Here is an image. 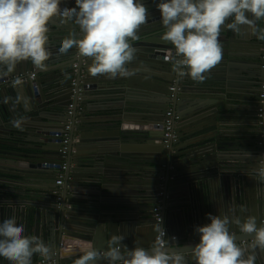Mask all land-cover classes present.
Instances as JSON below:
<instances>
[{
    "label": "water",
    "instance_id": "obj_1",
    "mask_svg": "<svg viewBox=\"0 0 264 264\" xmlns=\"http://www.w3.org/2000/svg\"><path fill=\"white\" fill-rule=\"evenodd\" d=\"M143 2L148 9L149 19L138 29L139 38L131 42L137 52L134 60L126 65L133 75L106 79L100 74L92 76L88 71L91 58L78 57L75 47L67 53H59L56 50L58 43L70 32H74L75 38H79V27L71 22L61 24L59 17H54L49 25L47 47L51 55L45 62L46 67L37 68L28 60L19 62L13 70L19 71V75L28 71H38L36 72L38 78L34 82L38 87L27 81L19 84V91L15 92L24 93L26 100L28 98L34 107L42 110L37 115L45 117L42 120L45 124L41 127L45 139L41 141L43 145L28 147L26 152L14 151L11 148L6 150L0 146V153L8 155H3L5 160H0V164L11 169L22 168L19 170L24 172L22 176L10 170L9 177L32 179L34 173L40 175L45 185L24 186L20 197L24 203H20L19 206L14 192L10 190L3 193L4 190L0 186V221L15 215L17 220L24 224L25 235L38 236L51 247L52 255L49 258L34 255L33 261L52 260L53 264H76L74 260L79 257L75 258L74 254L66 252L64 249L67 248L63 247L65 241L67 243L73 240L91 241V248H94L99 256L101 253L104 255L108 250V242L116 234L124 235L122 244L132 248L135 246V238L131 232L134 233L136 223L144 230L140 242L142 246L148 247L155 239L154 229L163 226L167 229L166 239L169 240L171 247L190 248L199 241L195 227L209 222L208 213L230 216L235 214L241 221L248 216H255L258 226L264 222V176L258 174L264 168V115L259 116L260 85L264 82L262 68L264 39L260 38L264 33V18L255 21L254 31L246 25L241 27L240 33L223 26L221 29L219 39L223 45V54L221 61L214 67L221 66L229 56L239 55L234 53L229 45L234 35H241L245 42L257 47V51L255 49L252 54L245 56L248 81L246 85L254 89V92L245 97L244 104L253 106L251 112L253 136L231 137L223 132L220 125L229 118L226 116L230 108L229 101L236 99L235 96L239 97L233 92V84L221 75L210 78L206 74V79L202 82L194 81L188 75H179L181 56L177 54L170 41L163 39L166 28L160 23L158 0ZM61 5L72 7L75 0H61ZM229 21L232 22L231 19ZM76 62L79 63L77 71L73 68ZM52 65L56 68L48 70L53 67ZM1 71L8 73L5 67L0 66V77L3 76ZM53 71L59 72V90L52 99H47L40 77ZM84 71L87 73L86 78L81 77ZM89 77L92 83L87 88ZM75 78L76 85L73 84ZM102 81H113L125 86L126 93L121 95L120 105L127 112L115 125L119 129L115 130L114 136L101 138L98 135L80 132L76 138V129L80 128L77 122H83L79 119V107L86 103L85 100L91 99ZM172 86L176 87L174 91L171 90ZM79 88L83 89V97L81 102L75 103L71 143L65 157L61 152V144L54 135L63 130L68 123L69 104L72 102L74 89ZM133 88L138 92L131 91ZM202 91L208 92V95ZM186 106L189 107V111L186 110ZM170 107H174L180 121L177 124L179 140L168 147L164 142L161 124L165 112ZM20 110L16 107L14 110L7 109L0 92V125L7 115L17 113L25 118V112L22 114ZM194 113L202 120L205 116L208 117V123L194 124L188 118ZM139 141L148 145L140 162H146L149 169L145 175L140 176L145 180L138 183L139 185L143 183L145 187L143 193L146 192L147 197L138 205L127 200L122 205L123 212H120V208L118 211H112L114 204L121 200H108L104 209L106 212L103 213L98 206L106 202L102 199L99 201V195L94 191L95 187L97 186L101 192L105 189L108 195L112 196L114 191L110 185L113 183L125 182L127 179L125 184L130 183L129 187L136 184L131 182L136 181L139 174L137 175L133 171L136 168L130 165V160H135V154L122 142ZM16 158L29 163L16 164ZM113 161L118 163L122 171L113 164ZM65 162L68 167L63 184L56 185V172L60 171ZM43 164L48 166L44 168ZM84 168L87 170L84 171ZM160 192H164L165 196H159ZM121 194H129V191H122ZM178 195L181 198L192 196L193 201L180 205L182 220L179 223V234L173 240L172 236L175 234L167 227V208L170 207L169 202L176 200ZM124 199L127 197L124 196ZM158 201L162 203L164 218L160 224L155 222L153 212ZM138 212L142 215H138ZM230 231H234L238 245L244 242L245 245L242 247L248 248L252 243L254 233H240L234 224L230 225ZM248 251L252 250L249 248ZM247 254L246 252L245 256ZM256 255V264H264V250L257 248ZM194 259L192 257L189 264H194ZM0 264L8 262L0 259ZM94 264H107V259L97 258Z\"/></svg>",
    "mask_w": 264,
    "mask_h": 264
},
{
    "label": "clouds",
    "instance_id": "obj_2",
    "mask_svg": "<svg viewBox=\"0 0 264 264\" xmlns=\"http://www.w3.org/2000/svg\"><path fill=\"white\" fill-rule=\"evenodd\" d=\"M157 8L166 28L163 39L181 56L179 75L200 82L222 59V26L240 33L242 26L253 27L264 18V0H158ZM54 17H59L61 24L77 25L82 33L75 38L70 32L61 39L56 49L59 53L75 47L78 56L91 58L88 71L92 76L134 74L126 65L137 52L131 42L139 38L138 29L149 19L143 0H75L72 7L62 6L61 0H0V66L9 73L28 60L37 68L46 67L51 55L49 25ZM230 19L232 22L226 23ZM260 38L264 39V33ZM21 102L26 103L25 98L17 97V103ZM258 174L264 176V168ZM207 216L208 223L195 227L199 241L190 248L171 247L162 226L154 229L156 236L148 247L137 240L128 248L122 244L124 235H113L104 258L107 264H189L192 257L194 264H256V249L264 250V222L258 226L255 216L243 221L235 214ZM232 224L240 233H254L248 248L237 244L234 231H230ZM24 233L25 226L15 215L0 221V259L8 264H33L34 255L45 259L52 255L43 239ZM97 258L99 253L89 248L76 264H94Z\"/></svg>",
    "mask_w": 264,
    "mask_h": 264
},
{
    "label": "crops",
    "instance_id": "obj_3",
    "mask_svg": "<svg viewBox=\"0 0 264 264\" xmlns=\"http://www.w3.org/2000/svg\"><path fill=\"white\" fill-rule=\"evenodd\" d=\"M231 21H227L226 23H230ZM253 30L255 28V24L253 27H249V29ZM254 31V30H253ZM232 41L229 42L230 47H232V50L234 53H238V56H229L228 60L226 59L224 63L221 64V66L214 67L210 70L208 73L210 78H214V76H222L231 81L233 84V92L239 97H234L236 99H231L229 102V110L228 116L229 118L226 121L221 122V128L224 133L231 137H252L253 136V128L251 126V115L253 112V106L244 104L245 97L247 95L251 94V92L254 89H250L246 82V69H247V57L249 53L252 54V51L256 49L257 47L254 46L252 43L245 42L244 39L241 37V35H234L232 36ZM242 55V56H240ZM79 57V56H78ZM77 58V56H76ZM53 66V65H52ZM60 66V65H58ZM53 68H56V66L48 68V70H51ZM15 70V69H14ZM17 70V69H16ZM19 71H12L8 72L7 74L4 71H1L3 73V76L0 77H16L20 76ZM28 71L27 73H29ZM32 72V71H31ZM33 72H38L37 70ZM84 77L86 78L87 73L83 72ZM106 79L109 76L100 74ZM207 75V76H208ZM91 76V75H90ZM38 78V75H37ZM36 78V79H37ZM41 83L43 84V92L47 99H52L56 94H58V83H59V72H50L40 77ZM89 84L92 83V79H87ZM41 87V86H40ZM125 86H121L119 84L114 83L113 81L106 82L102 81L101 86L95 90V93L92 95L91 99L85 100L86 103L82 104V108L79 110V119L83 120L80 122H77V125L80 127L79 129H76L77 134L76 138L79 137L80 132L87 134V135H98L101 138L107 137V136H114L115 130H118L119 128H116L115 125L119 123L121 118L125 116V112L127 110L123 109V107L120 105L121 102V95H124L126 93ZM16 91H19L18 85L17 86H11L7 85L0 90L2 93V101L5 105H7V109L18 108L22 114L23 111L26 115L25 118H22L20 114H14L12 116H5L4 121L2 125H0V146L4 147L6 150L8 148H11V150L14 151H21L26 152L28 151V147H36L38 145H43L42 140H44V135L41 133V127L45 124L42 120H44L43 116L37 115L39 112H42V110L38 109L37 106L34 107L33 104L30 103V101L26 100L24 93H16ZM257 90H259L257 88ZM131 91L138 92L136 88H133ZM254 92V91H253ZM204 94L208 95V92H203ZM222 95V94H221ZM23 96L26 100L25 102L17 103V97ZM204 98V97H203ZM241 101H240V100ZM88 101V102H87ZM19 106V107H17ZM48 110V108H45ZM189 107L186 106V110H188ZM191 110V109H190ZM189 111V110H188ZM36 113V115H35ZM127 114V113H126ZM188 118L191 119V121L194 124H197L198 122H203V124L208 123V117L205 116L204 120L199 119L197 116H195V113L192 115H189ZM141 119V118H140ZM136 120H139V118H136ZM143 122L142 120H140ZM27 125H26V124ZM135 125V124H132ZM202 126V125H201ZM186 136L184 135V139ZM122 144L125 145V147L128 148L129 151H131L133 154H135V160H130V165L132 167H135L136 169L133 170L136 172L138 178H136V181H133L131 183H136L135 185H132L133 187H129L128 183L127 185L125 182H119L113 183L112 187H110L114 192L112 196L108 195L105 189L101 192L99 188L95 187V194L99 195V201H104L106 203L101 204L98 206V209L106 212L105 207L107 205L108 200H121L119 203H115L112 211H118L117 209L120 208V212H123L122 205L128 202L133 203L134 205H138L139 203H143L144 199L147 197V193H143L145 187L144 185H139L138 183L142 182L145 179H142L140 176L146 174V170L149 169L147 167L146 162L142 163L140 162L144 157V151H146L148 145L146 143L139 142H122ZM39 147V146H38ZM6 155L4 152L0 153V160L4 161L3 158ZM10 157V156H9ZM2 158V159H1ZM21 165L28 164V161H25L24 159L16 158L15 163ZM135 163V164H134ZM113 164L121 170L118 163L113 161ZM42 166L47 167L48 165L43 164ZM127 169V167H126ZM12 170L14 173H18L22 176L24 172H21L19 170H22V168L14 167L9 168L7 165L2 166L0 164V186L1 189L4 190L3 193H8V191H13L16 203L19 206L20 203H24L20 197L22 196V191L25 189L24 186H44L45 181L40 177L38 174L33 173V178H27L22 179L16 178V177H9L8 172ZM84 171L87 170L86 168L83 169ZM122 171V170H121ZM26 175V174H24ZM61 177V172H56V178ZM65 177V176H64ZM21 185V186H20ZM57 185V183H56ZM93 191V190H92ZM122 191H129V194L122 195ZM94 193V192H93ZM91 197V195H88ZM124 196L127 197V199H124ZM19 197V198H17ZM93 200H96L98 198H92ZM123 201V202H122ZM192 196L188 197H180L177 196V199L173 202L171 201L170 207L167 208L168 212V221H167V227L170 228L171 232L178 236V229H179V223L181 222L182 218L180 217V205L182 203H192ZM112 205V204H111ZM22 207V205H21ZM137 211H139L136 208ZM111 211V212H112ZM218 211V209H217ZM138 215H142L140 212H138ZM137 226H135L134 233L131 232L133 237L135 238V241L139 240L142 242L144 230L139 223H136ZM92 242L87 240H73L72 242L65 241L64 249L66 252H71L75 255V258L79 257L81 254H83L85 251H87L89 248H91ZM106 254L99 256V258L105 257ZM75 259L74 261H76ZM38 261V260H37ZM36 262V261H33Z\"/></svg>",
    "mask_w": 264,
    "mask_h": 264
},
{
    "label": "built area",
    "instance_id": "obj_4",
    "mask_svg": "<svg viewBox=\"0 0 264 264\" xmlns=\"http://www.w3.org/2000/svg\"><path fill=\"white\" fill-rule=\"evenodd\" d=\"M79 38L82 36V33L79 30ZM263 58V65L262 68L264 69V55L262 56ZM73 68L75 71H77V69L79 68V63L76 62L73 64ZM81 77H84V75H82ZM37 78V73L36 72H29V73H24L21 74L20 76H16V77H3L1 78L0 81V90H2V88L4 86H17L23 82H27L30 81L34 84L35 87H38V84L34 83L35 80ZM77 80L76 78L73 81V84L76 85ZM86 87H90V84H87ZM176 87L172 86L171 90H175ZM260 103L261 106L259 108V116L262 117L264 115V82L261 83L260 85ZM82 97H83V89L79 88L74 89V95H73V99L72 102L69 104V108H68V114L70 116V118L68 119V123L65 125L64 129L55 133L54 137L59 141V143L61 144V152L63 153V155L65 157H67V154L69 152V145L71 143V129H72V125H73V120H72V115H73V111L75 108V103L76 102H81L82 101ZM171 99L173 100L174 97L172 96ZM82 108V105L79 107V110ZM79 113V111H78ZM180 121V116L179 114L175 111L174 107H170L169 109H167V111L165 112V117L163 120V124H161L163 130H164V138H165V144L166 146H170L172 143H175L179 140L178 137V133H177V124ZM263 124V122H262ZM263 163V162H262ZM67 163L65 162L62 167H60V172H61V177L57 179L56 183L57 185H62L63 181H64V176H65V171L67 169ZM159 196L164 197L165 194L164 192H160ZM163 207H162V203L161 201H158L154 207V216H155V222L157 224H160L163 222ZM166 229V228H165ZM166 233L168 235L167 229H166ZM166 235V237H167ZM177 237L176 235L172 236V239L175 240ZM245 243L242 242L239 244V246H244ZM54 261L52 260H40V261H36L33 262V264H53Z\"/></svg>",
    "mask_w": 264,
    "mask_h": 264
}]
</instances>
